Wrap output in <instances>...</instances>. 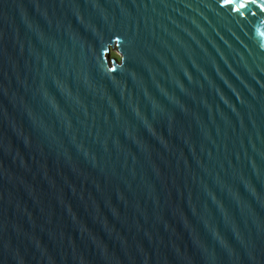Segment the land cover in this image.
Masks as SVG:
<instances>
[{
	"label": "water",
	"instance_id": "95a60500",
	"mask_svg": "<svg viewBox=\"0 0 264 264\" xmlns=\"http://www.w3.org/2000/svg\"><path fill=\"white\" fill-rule=\"evenodd\" d=\"M0 264H264V0H0Z\"/></svg>",
	"mask_w": 264,
	"mask_h": 264
},
{
	"label": "rangeland",
	"instance_id": "374dc122",
	"mask_svg": "<svg viewBox=\"0 0 264 264\" xmlns=\"http://www.w3.org/2000/svg\"><path fill=\"white\" fill-rule=\"evenodd\" d=\"M113 54L118 55L115 51H113Z\"/></svg>",
	"mask_w": 264,
	"mask_h": 264
}]
</instances>
